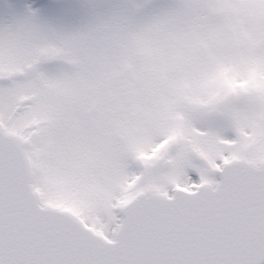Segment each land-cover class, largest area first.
<instances>
[{
	"label": "rangeland",
	"instance_id": "rangeland-1",
	"mask_svg": "<svg viewBox=\"0 0 264 264\" xmlns=\"http://www.w3.org/2000/svg\"><path fill=\"white\" fill-rule=\"evenodd\" d=\"M48 1L0 3V124L43 206L111 239L136 196L264 162V0Z\"/></svg>",
	"mask_w": 264,
	"mask_h": 264
},
{
	"label": "water",
	"instance_id": "water-1",
	"mask_svg": "<svg viewBox=\"0 0 264 264\" xmlns=\"http://www.w3.org/2000/svg\"><path fill=\"white\" fill-rule=\"evenodd\" d=\"M218 176V190L202 203L138 198L126 211L124 239L102 244L67 216L37 214L25 161L0 131V264H258L264 260V165L230 163ZM17 203L31 220L8 213Z\"/></svg>",
	"mask_w": 264,
	"mask_h": 264
}]
</instances>
